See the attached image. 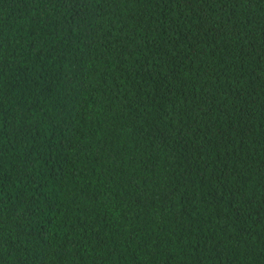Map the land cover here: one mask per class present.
I'll return each mask as SVG.
<instances>
[{
	"label": "trees",
	"instance_id": "16d2710c",
	"mask_svg": "<svg viewBox=\"0 0 264 264\" xmlns=\"http://www.w3.org/2000/svg\"><path fill=\"white\" fill-rule=\"evenodd\" d=\"M0 264H264V0H0Z\"/></svg>",
	"mask_w": 264,
	"mask_h": 264
}]
</instances>
